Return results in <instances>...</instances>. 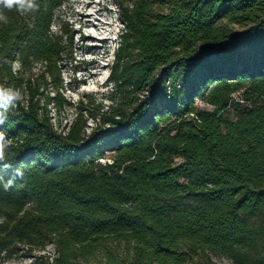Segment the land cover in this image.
<instances>
[{"label":"trees","instance_id":"16d2710c","mask_svg":"<svg viewBox=\"0 0 264 264\" xmlns=\"http://www.w3.org/2000/svg\"><path fill=\"white\" fill-rule=\"evenodd\" d=\"M64 2L0 22V83L27 93L0 125L6 178L24 173L0 186V262L53 245L31 264H190L207 252L264 264V0L120 1L112 104L93 113L89 97L58 131L51 107L72 106Z\"/></svg>","mask_w":264,"mask_h":264},{"label":"rangeland","instance_id":"374dc122","mask_svg":"<svg viewBox=\"0 0 264 264\" xmlns=\"http://www.w3.org/2000/svg\"><path fill=\"white\" fill-rule=\"evenodd\" d=\"M120 1L130 0H65L58 11L61 22L73 35L72 58L64 60L62 68V93L72 106H67L61 113H56L51 107L52 121L58 131L74 116V106L80 102L86 105L89 97L91 103L88 107L93 113L108 110L112 104L109 98L111 84L107 77L122 31ZM218 24L225 25L229 31L239 30L238 25L227 24L226 20ZM53 29H58L57 22L53 24ZM233 97L240 98V92L234 93ZM196 105L200 109H211L210 105L200 99L196 100ZM84 115L87 119L86 132H89L96 119L89 110ZM52 253L53 245H48L44 249H34L26 254L19 253L2 260L0 264H31L35 255L48 256ZM76 264H105V259L102 255H96ZM190 264L233 263L225 257L207 252L206 255L195 254Z\"/></svg>","mask_w":264,"mask_h":264},{"label":"clouds","instance_id":"9594fccd","mask_svg":"<svg viewBox=\"0 0 264 264\" xmlns=\"http://www.w3.org/2000/svg\"><path fill=\"white\" fill-rule=\"evenodd\" d=\"M6 10H15L21 16H24L38 11L39 5L37 0H0V22L4 24L9 22L8 17L5 15ZM11 67L15 73L20 67L19 60L13 61ZM108 83L110 82L108 81ZM26 95L27 93L19 88L0 83V125H4L8 121L10 111L23 102ZM11 146V138L8 137L5 131L0 130V186L3 187L4 191H8L13 187L16 177L22 178L24 175L22 168L16 167L14 175L6 178L8 171L13 169V164L9 159Z\"/></svg>","mask_w":264,"mask_h":264},{"label":"built area","instance_id":"2783aa9c","mask_svg":"<svg viewBox=\"0 0 264 264\" xmlns=\"http://www.w3.org/2000/svg\"><path fill=\"white\" fill-rule=\"evenodd\" d=\"M99 160L102 161V162H108V163L112 162L111 159H109V158H107V159H99Z\"/></svg>","mask_w":264,"mask_h":264}]
</instances>
